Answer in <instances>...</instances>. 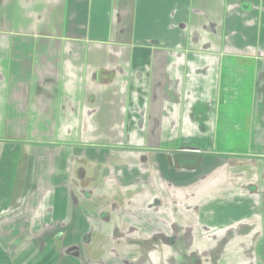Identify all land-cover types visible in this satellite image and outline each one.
Returning <instances> with one entry per match:
<instances>
[{"label": "crops", "instance_id": "crops-1", "mask_svg": "<svg viewBox=\"0 0 264 264\" xmlns=\"http://www.w3.org/2000/svg\"><path fill=\"white\" fill-rule=\"evenodd\" d=\"M0 264H264V0H0Z\"/></svg>", "mask_w": 264, "mask_h": 264}]
</instances>
